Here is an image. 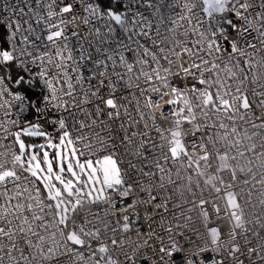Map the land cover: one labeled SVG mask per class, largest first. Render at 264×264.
Listing matches in <instances>:
<instances>
[{"label": "snow or ice", "instance_id": "obj_1", "mask_svg": "<svg viewBox=\"0 0 264 264\" xmlns=\"http://www.w3.org/2000/svg\"><path fill=\"white\" fill-rule=\"evenodd\" d=\"M0 264H264V0H0Z\"/></svg>", "mask_w": 264, "mask_h": 264}]
</instances>
